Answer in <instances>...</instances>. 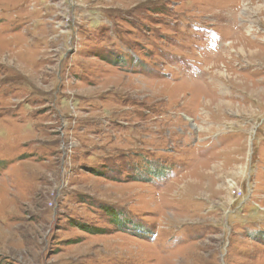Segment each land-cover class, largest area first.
I'll return each instance as SVG.
<instances>
[{"label":"rangeland","instance_id":"1","mask_svg":"<svg viewBox=\"0 0 264 264\" xmlns=\"http://www.w3.org/2000/svg\"><path fill=\"white\" fill-rule=\"evenodd\" d=\"M0 264H264V0H0Z\"/></svg>","mask_w":264,"mask_h":264},{"label":"trees","instance_id":"2","mask_svg":"<svg viewBox=\"0 0 264 264\" xmlns=\"http://www.w3.org/2000/svg\"><path fill=\"white\" fill-rule=\"evenodd\" d=\"M118 97H119V96H118ZM112 157H115V156H112ZM107 164H108V163H107ZM103 165L106 166V162H105ZM110 165H111L110 167L115 166L113 162H112ZM118 167H122V166H118ZM114 168H115V167H114ZM112 169H113V168H112ZM106 170H107V171H111L107 166H106ZM90 171H91V172H94L93 169H90ZM133 171H134V170H130L129 173L132 174ZM129 173L126 172L127 175H129ZM150 173H151V172H150ZM96 174H97V173H96ZM152 174H153V172H152ZM153 175H154V174H153ZM113 177H117V176H113ZM80 195H82V194H80ZM101 210H103V209L101 208ZM103 211H105V210H103ZM105 212H108V213H109V212H110V213H111V212H112V213H115L114 210H113V208H111V209H109V210H106ZM76 226H77V225H76ZM78 227L82 228L84 231H87V232H93V230H92L89 226H87V224H85V223H81V224L78 223ZM147 234H148V233H146V235H147Z\"/></svg>","mask_w":264,"mask_h":264},{"label":"bare ground","instance_id":"3","mask_svg":"<svg viewBox=\"0 0 264 264\" xmlns=\"http://www.w3.org/2000/svg\"><path fill=\"white\" fill-rule=\"evenodd\" d=\"M248 8H249V7L247 6L245 13L247 12V10H249ZM245 50H246V49H245L244 47H240L238 51L241 52V53H244ZM258 51H260V50H258ZM250 52H251V54L254 55V51H253V50L249 51V53H250ZM210 100H211V99H210ZM212 100H213V101H216L215 99H212ZM215 110H218V108L215 107ZM233 174H234V173H233ZM229 188H230V186L227 187V189H229Z\"/></svg>","mask_w":264,"mask_h":264}]
</instances>
